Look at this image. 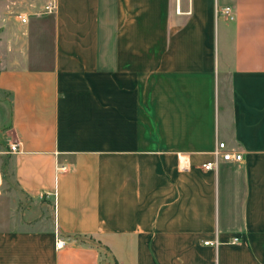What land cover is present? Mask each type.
I'll return each mask as SVG.
<instances>
[{"label": "crops", "instance_id": "0c3cea01", "mask_svg": "<svg viewBox=\"0 0 264 264\" xmlns=\"http://www.w3.org/2000/svg\"><path fill=\"white\" fill-rule=\"evenodd\" d=\"M48 1L0 0V264H264V0Z\"/></svg>", "mask_w": 264, "mask_h": 264}, {"label": "built area", "instance_id": "2783aa9c", "mask_svg": "<svg viewBox=\"0 0 264 264\" xmlns=\"http://www.w3.org/2000/svg\"><path fill=\"white\" fill-rule=\"evenodd\" d=\"M55 7L54 1L49 0L43 7L44 11H52ZM218 13H221L225 15L228 19H233L234 18V11L233 7L230 4L223 5L222 7H219L217 9ZM21 20L25 21V16H21ZM19 150V142L18 141H12L9 144V149L8 152H14ZM214 155V161H208L202 164V167L205 169L208 168H213L217 164V159L221 158L223 160H229V159H234V160H241L242 159V154L238 151H230L227 150L226 143L223 140H220L217 142L216 147L212 151ZM238 237H233L232 241H237ZM204 244L207 245H217L218 241L216 239H205L203 240ZM58 247L62 246L63 243L62 241L58 242L56 244Z\"/></svg>", "mask_w": 264, "mask_h": 264}, {"label": "rangeland", "instance_id": "374dc122", "mask_svg": "<svg viewBox=\"0 0 264 264\" xmlns=\"http://www.w3.org/2000/svg\"><path fill=\"white\" fill-rule=\"evenodd\" d=\"M8 97L0 92V159L4 160L9 149V143L13 140L9 128ZM7 150V151H6Z\"/></svg>", "mask_w": 264, "mask_h": 264}]
</instances>
